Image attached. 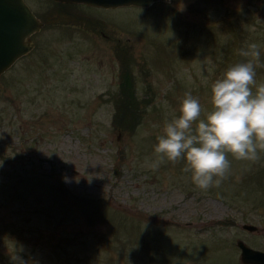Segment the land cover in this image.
Masks as SVG:
<instances>
[{
    "label": "rangeland",
    "instance_id": "rangeland-1",
    "mask_svg": "<svg viewBox=\"0 0 264 264\" xmlns=\"http://www.w3.org/2000/svg\"><path fill=\"white\" fill-rule=\"evenodd\" d=\"M24 1L43 25L0 75V264H240L236 239L264 249V232L240 227L264 224V150L228 154L208 191L183 161L150 167L185 92L205 118L213 83L251 43L264 84V0ZM119 57L143 108L131 131L112 120Z\"/></svg>",
    "mask_w": 264,
    "mask_h": 264
},
{
    "label": "clouds",
    "instance_id": "clouds-1",
    "mask_svg": "<svg viewBox=\"0 0 264 264\" xmlns=\"http://www.w3.org/2000/svg\"><path fill=\"white\" fill-rule=\"evenodd\" d=\"M240 55L249 58L229 66L212 85V110L202 117V106L185 92L179 115L167 121L154 148L157 170L164 163L183 161L182 169L201 191L219 187L231 168L228 154L236 160L257 161L264 150V84L257 85L259 45L251 43ZM255 87V92L253 91ZM13 264H27L14 255Z\"/></svg>",
    "mask_w": 264,
    "mask_h": 264
},
{
    "label": "water",
    "instance_id": "water-1",
    "mask_svg": "<svg viewBox=\"0 0 264 264\" xmlns=\"http://www.w3.org/2000/svg\"><path fill=\"white\" fill-rule=\"evenodd\" d=\"M66 3H83L102 8L122 6L147 7L156 1L167 0H53ZM43 23L34 15L24 0H0V75L8 70L17 59L26 55L34 46L30 35L38 31ZM247 232H264V224L257 226L241 223ZM240 264H264V252L255 250L236 239Z\"/></svg>",
    "mask_w": 264,
    "mask_h": 264
},
{
    "label": "trees",
    "instance_id": "trees-1",
    "mask_svg": "<svg viewBox=\"0 0 264 264\" xmlns=\"http://www.w3.org/2000/svg\"><path fill=\"white\" fill-rule=\"evenodd\" d=\"M53 4L58 5L57 3ZM119 59L122 65L119 73L118 95L114 98L112 120L116 127L131 131L140 123L143 108L138 105L132 77L125 66L126 59L120 57Z\"/></svg>",
    "mask_w": 264,
    "mask_h": 264
},
{
    "label": "flooded vegetation",
    "instance_id": "flooded-vegetation-1",
    "mask_svg": "<svg viewBox=\"0 0 264 264\" xmlns=\"http://www.w3.org/2000/svg\"><path fill=\"white\" fill-rule=\"evenodd\" d=\"M26 3V2H25ZM59 4H61V5H79V6H88V5H86V4H83V3H66V2H59ZM29 6V5H28ZM89 7H95V6H90L89 5ZM30 9H31V11L34 13V15L42 22V20L35 14V12L32 10V8L31 7H29ZM98 8H101V7H98ZM102 9H110V8H102ZM43 23V22H42ZM41 28H42V26H41ZM40 30V29H39ZM38 30V31H39ZM38 31H36V32H34V33H32L31 35H30V39L32 40V38H33V36H34V34L35 33H37ZM32 42H33V44H34V41L32 40ZM251 224V223H250ZM251 233V232H250ZM249 247H251V246H249ZM251 248H253V247H251ZM253 249H255V250H258V251H263L264 252V249H261V248H253Z\"/></svg>",
    "mask_w": 264,
    "mask_h": 264
}]
</instances>
